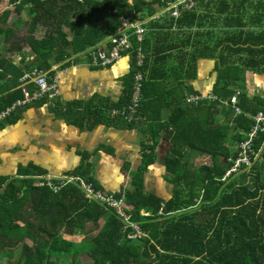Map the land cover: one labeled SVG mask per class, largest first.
I'll return each instance as SVG.
<instances>
[{
	"label": "trees",
	"instance_id": "16d2710c",
	"mask_svg": "<svg viewBox=\"0 0 264 264\" xmlns=\"http://www.w3.org/2000/svg\"><path fill=\"white\" fill-rule=\"evenodd\" d=\"M158 3L0 0V81L6 77L5 63L11 54L26 46L34 55L30 68L48 70V61L61 68L66 58L114 34L120 16H151ZM201 6L206 10L198 13ZM13 13L17 16L10 21ZM173 26L178 31L186 27L188 36L167 47L159 45L160 37L172 36ZM193 27L197 30L192 33ZM147 30L140 43L131 38L128 53L132 67L137 47L145 53L138 117L146 123L152 144L142 146V162L132 178L134 189L124 202V211L143 235L129 238L131 228H124L115 210L86 201L74 183L54 192L55 179L49 187L44 180L36 185L31 177L0 178V264H264V134L254 141V149L262 151L251 168L242 167L223 180L232 167L228 159L236 157L230 144L242 142L253 124L223 101L236 88H245L246 72L264 74V0H197L194 11L177 20L150 21ZM191 33L195 42L189 49ZM206 56L220 66L213 87L218 100L188 105L182 86L194 77L198 58ZM132 72L119 108L129 103ZM19 97V90H12L4 101L0 99V110ZM237 106L250 115L264 112L261 96L249 98L245 91L240 92ZM164 108L171 113L162 121ZM217 114L223 119L215 125ZM116 118L129 128L136 122ZM158 138L169 144L164 164L173 191L168 200L143 192V176L154 163ZM196 155L210 156L211 165L194 168L188 158ZM81 165L75 174L99 190L87 176L89 164Z\"/></svg>",
	"mask_w": 264,
	"mask_h": 264
},
{
	"label": "crops",
	"instance_id": "0c3cea01",
	"mask_svg": "<svg viewBox=\"0 0 264 264\" xmlns=\"http://www.w3.org/2000/svg\"><path fill=\"white\" fill-rule=\"evenodd\" d=\"M202 10L206 9L198 7L197 12L201 13ZM196 30L195 27L190 29L192 33ZM187 31L186 27L178 31L173 26L172 36L160 37L158 43L167 47L187 37ZM192 33L189 49L190 44L195 42ZM33 58L28 46L22 52L11 54L10 60L5 63L6 77L0 81V99L4 101L14 89L20 92L22 76L39 70L29 67ZM48 62L51 68L43 71L52 75L51 72L56 69L59 94L52 99L35 101L0 121V178L31 177L36 185L41 186L37 184L38 177L57 179L74 175L78 178L80 175H76L75 171L79 170V163H87L90 167L87 176L93 178L99 190L125 202L126 194L134 189L132 178L142 162V146L145 143L152 144L142 118L129 128L120 118L111 115V111L118 109L124 98L127 77L133 71L131 57L126 55L121 61L105 68L92 66L81 57H68L61 68L53 61ZM216 66L220 67L211 56L198 58L194 77L182 86L184 101L187 96L193 95L211 96L218 100L213 92L218 75ZM186 67L184 60V70ZM174 80L171 78L172 84ZM244 81L245 88L241 91H245L249 98L259 95L264 100V74L248 71ZM170 113L169 109H162V121L167 120ZM222 119L223 115L217 114L215 125ZM230 145L231 150L236 152L237 146ZM168 146L159 139L152 151L154 163L147 169L142 180L144 194L166 200L173 191L170 180L165 178L168 176L164 164ZM198 157L210 156L196 155L188 159Z\"/></svg>",
	"mask_w": 264,
	"mask_h": 264
},
{
	"label": "built area",
	"instance_id": "2783aa9c",
	"mask_svg": "<svg viewBox=\"0 0 264 264\" xmlns=\"http://www.w3.org/2000/svg\"><path fill=\"white\" fill-rule=\"evenodd\" d=\"M196 5L197 0H159L158 9L151 16L147 15L142 17L139 13H135L132 16H120L119 25L114 34L107 36L102 43L90 47L78 56L73 57H81L92 66H100L102 68L111 66L121 61L126 55H129L128 52L131 49L132 37L138 43L143 40L147 32V24L150 21L162 22L168 18L178 19L184 12L194 11ZM134 53L129 103L124 107L111 111L112 117H121L127 123L137 121L140 118L138 117V110L142 99L143 73L141 68L145 60V53L141 47H137ZM55 71L56 69L51 72L53 73L52 75H48V73L41 70H33L24 74L20 79L21 97L0 111V121L18 109L24 108L35 101L44 98L52 99L59 94L58 77ZM30 86L32 90H30ZM239 94L240 91L234 92L230 99L223 101V103L230 105L235 115H243L251 119L253 124L245 134L244 140L237 145L236 157L234 159H228L232 167L226 172L224 180L237 173L242 167L250 169L262 151V148L256 151L253 144L260 134H264V112L259 111L255 115L243 113L237 106ZM203 100L210 101L216 99L211 96L193 95L187 96L185 102L189 105H195ZM52 179L55 178H51L50 176L38 177L37 184L43 185L45 181L51 187ZM55 180L58 181V185L53 187L54 192L58 191L61 186L67 183H74L82 192L83 198L86 201L101 203L115 210L117 216L124 222V228H131L128 234L129 238H140L143 235L138 223L131 221V217L124 211L123 199H117L113 195L94 189L90 182L77 177H62ZM161 210H159V213ZM141 215L147 216L148 213L141 211Z\"/></svg>",
	"mask_w": 264,
	"mask_h": 264
},
{
	"label": "rangeland",
	"instance_id": "374dc122",
	"mask_svg": "<svg viewBox=\"0 0 264 264\" xmlns=\"http://www.w3.org/2000/svg\"><path fill=\"white\" fill-rule=\"evenodd\" d=\"M3 4H6V3L4 2ZM21 15H22L21 17L23 18V20H25L26 19V17H25L26 12L24 11ZM14 18H15V13L12 14L10 21H12ZM69 39H70V37H69ZM30 52H31V50H30ZM31 54H32V52H31ZM73 56H76V55H72L71 57H73ZM237 91H241V90L237 89ZM204 164L211 165V158L210 157H204V158L198 157V158H194L192 161V165L194 168H198V167H200V165H204ZM165 178L168 180L172 179V177H170V176H166ZM3 260H5V258H3Z\"/></svg>",
	"mask_w": 264,
	"mask_h": 264
}]
</instances>
